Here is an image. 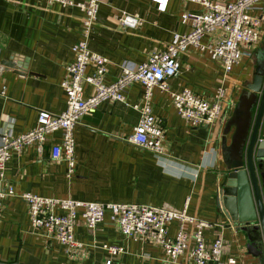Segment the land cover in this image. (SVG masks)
Here are the masks:
<instances>
[{
  "label": "crops",
  "instance_id": "1",
  "mask_svg": "<svg viewBox=\"0 0 264 264\" xmlns=\"http://www.w3.org/2000/svg\"><path fill=\"white\" fill-rule=\"evenodd\" d=\"M258 5L261 9L255 13L264 14V0ZM199 10L196 3L185 0H166L163 8L156 0H99L87 45L107 60L103 82L111 83L119 66L134 67L144 62L149 51L163 49L173 33L187 32L190 19L181 21V15ZM124 13L138 18L140 23L135 27L121 25L117 17ZM82 37V13L73 5L0 0V61L12 59L25 70L23 74L0 71L2 129L18 136L35 126L38 111L57 114L64 110L65 94L60 82L64 66L73 59L70 47ZM207 39L204 36L202 43ZM262 41L264 20L251 56L242 57L228 73L223 72L218 60L195 46L187 45L178 52V72L166 80L168 90L187 89L209 98L216 86L222 85L225 108L207 126H188L176 113L167 92L153 87L151 112L163 130L159 154L125 140L138 117L127 104L139 102L144 91L138 82L126 88L124 102L102 101L73 127L74 163L69 177L65 161L49 156V147L60 141L58 130L45 135L40 149L28 143L20 152H11L4 180L13 195L3 199L0 208V263L103 264L107 255L100 246L105 244L123 251L111 259V264H168L160 247L123 237L110 223L109 212L104 213L93 231L76 219L73 237L84 247L79 256L68 258L57 242L31 232L26 205L20 199L21 194L28 193L42 198L140 204L172 211H180L186 203L187 215L210 225L203 230L204 242L208 245L217 237L222 239V259L233 257L236 264H261L245 251L247 233L226 221L217 196L224 181L220 153L223 123L242 84L251 77L254 52ZM92 71L93 65L87 64L85 72ZM91 93L92 88L83 84V95ZM167 227L168 235H173L176 224L172 222ZM182 263L183 259H179L175 264Z\"/></svg>",
  "mask_w": 264,
  "mask_h": 264
},
{
  "label": "built area",
  "instance_id": "2",
  "mask_svg": "<svg viewBox=\"0 0 264 264\" xmlns=\"http://www.w3.org/2000/svg\"><path fill=\"white\" fill-rule=\"evenodd\" d=\"M63 6H75L82 13L83 37L70 47L73 59L64 66L65 74L60 86L65 94V108L57 114L38 111L35 126L24 134L12 136L0 127V208L3 199L13 195L10 185L5 184L4 168L11 152L18 153L25 144H35L41 148L45 135L60 131V141L49 147L52 160H64L66 176L73 173L74 143L73 127L82 116L92 114L102 101L124 102V92L133 82L140 83L143 94L139 102L127 104L137 114L136 123L125 140L142 149L159 154L162 151L163 130L159 120L151 112V89L157 87L170 97L176 113L188 126H207L220 117L225 108L224 88L216 86L209 98L194 94L190 90L169 91L166 80L178 72V52L187 45L206 51L211 59L222 64L228 73L232 65L242 57L252 54L253 46L259 42V27L264 14L255 11L261 7V0H185L196 3L200 10L195 14L183 13L181 21L190 19V29L184 33H173L169 43L159 50L147 53L144 62L134 66H119L114 80L103 82L106 58L91 51L87 45V33L95 19L99 0H46ZM158 1L163 8L166 0ZM118 22L123 26L135 27L140 20L129 14H120ZM207 41L202 43V38ZM87 64L93 71L85 72ZM83 84L92 88L89 96L83 95ZM26 205L29 225L33 234L47 241H55L62 246L68 258L80 255L84 245L74 240L73 228L80 218L86 229L93 231L102 222L105 212L109 221L125 238L148 242L160 247L164 261L175 264H236L233 257L222 259L223 241L215 238L206 244L203 230L209 224L190 217L184 203L180 211L140 204H100L79 202L68 199H50L28 193L20 195ZM174 222L173 235H168V225ZM107 258L103 264H111V259L123 253L120 247L101 245Z\"/></svg>",
  "mask_w": 264,
  "mask_h": 264
},
{
  "label": "water",
  "instance_id": "3",
  "mask_svg": "<svg viewBox=\"0 0 264 264\" xmlns=\"http://www.w3.org/2000/svg\"><path fill=\"white\" fill-rule=\"evenodd\" d=\"M4 69L20 74L25 72L12 59L0 61V71ZM263 121L264 42L255 51L251 77L243 83L237 100L223 123L220 153L224 181L217 196L226 221L247 233L245 251L260 260L261 264H264Z\"/></svg>",
  "mask_w": 264,
  "mask_h": 264
},
{
  "label": "flooded vegetation",
  "instance_id": "4",
  "mask_svg": "<svg viewBox=\"0 0 264 264\" xmlns=\"http://www.w3.org/2000/svg\"><path fill=\"white\" fill-rule=\"evenodd\" d=\"M264 41H262L259 45L261 46V44L263 43ZM254 56H255V52H254Z\"/></svg>",
  "mask_w": 264,
  "mask_h": 264
},
{
  "label": "rangeland",
  "instance_id": "5",
  "mask_svg": "<svg viewBox=\"0 0 264 264\" xmlns=\"http://www.w3.org/2000/svg\"><path fill=\"white\" fill-rule=\"evenodd\" d=\"M243 85V84H242Z\"/></svg>",
  "mask_w": 264,
  "mask_h": 264
}]
</instances>
